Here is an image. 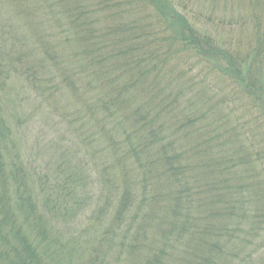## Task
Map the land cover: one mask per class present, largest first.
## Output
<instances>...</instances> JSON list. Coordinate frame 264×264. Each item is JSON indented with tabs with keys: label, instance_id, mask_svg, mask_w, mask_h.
<instances>
[{
	"label": "trees",
	"instance_id": "obj_1",
	"mask_svg": "<svg viewBox=\"0 0 264 264\" xmlns=\"http://www.w3.org/2000/svg\"><path fill=\"white\" fill-rule=\"evenodd\" d=\"M20 83L86 160L25 161ZM0 264H264V0H0Z\"/></svg>",
	"mask_w": 264,
	"mask_h": 264
},
{
	"label": "rangeland",
	"instance_id": "obj_2",
	"mask_svg": "<svg viewBox=\"0 0 264 264\" xmlns=\"http://www.w3.org/2000/svg\"><path fill=\"white\" fill-rule=\"evenodd\" d=\"M222 14L224 15L223 11ZM223 30H227L226 33L229 34V28H221ZM24 86L26 85L20 83L11 89L6 99L13 108L15 128L18 130V140L25 161L31 166L45 168L48 161L63 157L86 160L89 156L85 154L82 141ZM61 105L67 107L65 104Z\"/></svg>",
	"mask_w": 264,
	"mask_h": 264
}]
</instances>
